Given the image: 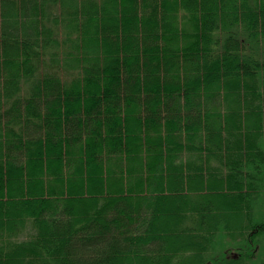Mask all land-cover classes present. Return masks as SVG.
Instances as JSON below:
<instances>
[{
    "label": "trees",
    "instance_id": "obj_1",
    "mask_svg": "<svg viewBox=\"0 0 264 264\" xmlns=\"http://www.w3.org/2000/svg\"><path fill=\"white\" fill-rule=\"evenodd\" d=\"M263 237L264 0H0V264H264Z\"/></svg>",
    "mask_w": 264,
    "mask_h": 264
},
{
    "label": "bare ground",
    "instance_id": "obj_2",
    "mask_svg": "<svg viewBox=\"0 0 264 264\" xmlns=\"http://www.w3.org/2000/svg\"><path fill=\"white\" fill-rule=\"evenodd\" d=\"M95 92H96V91H95ZM97 92H98V91H97ZM97 92H96V93H97ZM135 92H136V91H135ZM97 94H98V93H97ZM105 94H106V93H105ZM104 96H105V95H104ZM105 98H106V96H105ZM97 99H98V98H97ZM135 99H136V98H135ZM111 105H112V104H111ZM108 110H109V109H108ZM106 111H107V110H106ZM148 187H149V186H148ZM147 189H148V188H147ZM259 238H260V237H259ZM263 238H264V237H263ZM262 241H263V240H262Z\"/></svg>",
    "mask_w": 264,
    "mask_h": 264
}]
</instances>
